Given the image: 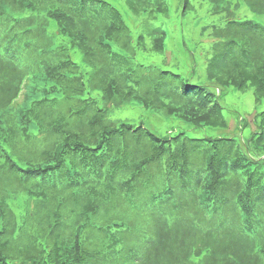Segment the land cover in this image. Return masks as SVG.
Masks as SVG:
<instances>
[{
	"label": "trees",
	"instance_id": "trees-1",
	"mask_svg": "<svg viewBox=\"0 0 264 264\" xmlns=\"http://www.w3.org/2000/svg\"><path fill=\"white\" fill-rule=\"evenodd\" d=\"M209 1L227 20L202 28L212 86L261 101L264 24L242 8L264 17V0ZM161 13L166 0H0V264H264V111L247 139L110 119L138 102L228 128L219 94L152 58Z\"/></svg>",
	"mask_w": 264,
	"mask_h": 264
},
{
	"label": "rangeland",
	"instance_id": "rangeland-1",
	"mask_svg": "<svg viewBox=\"0 0 264 264\" xmlns=\"http://www.w3.org/2000/svg\"><path fill=\"white\" fill-rule=\"evenodd\" d=\"M168 14H159L156 24L163 27L167 36L165 54L154 53L152 58L159 69L170 70L181 74L189 83L207 84L210 91L218 95L223 109L222 114L228 122V128L220 127H195L175 116H166L162 111L144 108L140 103L133 102L131 105L114 108L110 111V119L124 121L132 125L144 124L148 129L161 137L174 136L184 132L193 138L211 137H236L241 135L247 139L253 128L254 117L264 111V98L256 99L253 87L243 92L234 87H213L212 79L208 73V61L214 53L216 38L203 33L202 28L209 26H223L226 21L223 14H212V3L209 0H190L193 8L186 15L182 14L184 0H166ZM120 9L126 15L128 22L137 32L143 28L150 27L152 20L148 23H132L128 16L126 4L122 2ZM244 12L248 13L250 19H255L264 24V17L253 13L247 6L243 5ZM146 56V54H144ZM76 61L82 63L81 56L75 57ZM91 95L96 98L99 107H103L101 94L94 91ZM251 123V127H250Z\"/></svg>",
	"mask_w": 264,
	"mask_h": 264
},
{
	"label": "clouds",
	"instance_id": "clouds-1",
	"mask_svg": "<svg viewBox=\"0 0 264 264\" xmlns=\"http://www.w3.org/2000/svg\"><path fill=\"white\" fill-rule=\"evenodd\" d=\"M243 9V8H242ZM243 10H246V9H243ZM244 12V11H243ZM248 14V13H247ZM249 15V14H248Z\"/></svg>",
	"mask_w": 264,
	"mask_h": 264
}]
</instances>
